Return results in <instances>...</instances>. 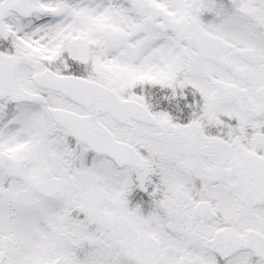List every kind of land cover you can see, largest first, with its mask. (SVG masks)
<instances>
[{
	"label": "snow or ice",
	"instance_id": "1",
	"mask_svg": "<svg viewBox=\"0 0 264 264\" xmlns=\"http://www.w3.org/2000/svg\"><path fill=\"white\" fill-rule=\"evenodd\" d=\"M0 264H264V0H0Z\"/></svg>",
	"mask_w": 264,
	"mask_h": 264
}]
</instances>
